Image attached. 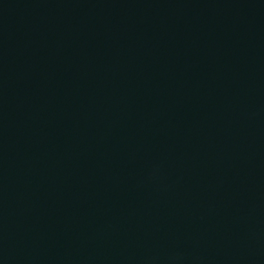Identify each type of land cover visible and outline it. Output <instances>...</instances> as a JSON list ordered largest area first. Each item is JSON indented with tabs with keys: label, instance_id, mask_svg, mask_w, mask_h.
Returning a JSON list of instances; mask_svg holds the SVG:
<instances>
[{
	"label": "water",
	"instance_id": "water-1",
	"mask_svg": "<svg viewBox=\"0 0 264 264\" xmlns=\"http://www.w3.org/2000/svg\"><path fill=\"white\" fill-rule=\"evenodd\" d=\"M0 264H264V0H0Z\"/></svg>",
	"mask_w": 264,
	"mask_h": 264
}]
</instances>
